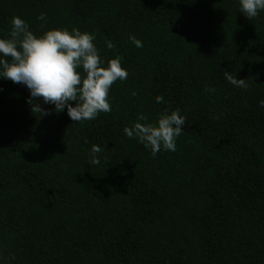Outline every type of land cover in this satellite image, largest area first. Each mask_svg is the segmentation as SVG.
<instances>
[{"label": "trees", "instance_id": "1", "mask_svg": "<svg viewBox=\"0 0 264 264\" xmlns=\"http://www.w3.org/2000/svg\"><path fill=\"white\" fill-rule=\"evenodd\" d=\"M239 8L0 0V38L14 16L36 35L77 28L128 71L110 88L111 111L82 122L42 100L41 118L25 86L0 79V264H264V11L250 20ZM177 108L175 152L153 156L123 133L140 113L154 123Z\"/></svg>", "mask_w": 264, "mask_h": 264}, {"label": "clouds", "instance_id": "2", "mask_svg": "<svg viewBox=\"0 0 264 264\" xmlns=\"http://www.w3.org/2000/svg\"><path fill=\"white\" fill-rule=\"evenodd\" d=\"M239 5L240 13L250 20L264 11V0H239ZM37 19L46 20V14L40 13ZM129 39L135 47L143 46L134 36ZM95 41L94 33L77 28L70 31L67 27L53 28L36 35L25 20L14 16L8 38H0V79L25 86L29 91L26 103L41 118L50 114L42 109V100L44 104L54 105L56 112L66 109L74 122L93 120L101 112L111 111L110 88L128 76L121 56L106 62ZM105 46L109 50L114 48L111 40H105ZM225 77L237 88L248 87L245 79H237L228 72ZM155 102L163 103V96H156ZM259 105L264 108V100ZM184 125L185 117L180 109L171 112L165 109L154 123L148 122L143 113L138 114L131 126L123 128V133L155 156L161 150L176 151V139L183 133ZM101 151L98 145L91 147L90 165L100 163L97 154Z\"/></svg>", "mask_w": 264, "mask_h": 264}]
</instances>
